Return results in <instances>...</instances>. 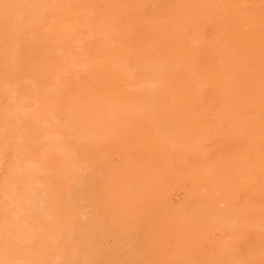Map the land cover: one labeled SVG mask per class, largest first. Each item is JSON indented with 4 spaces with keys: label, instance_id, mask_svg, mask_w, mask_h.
Wrapping results in <instances>:
<instances>
[{
    "label": "bare ground",
    "instance_id": "6f19581e",
    "mask_svg": "<svg viewBox=\"0 0 264 264\" xmlns=\"http://www.w3.org/2000/svg\"><path fill=\"white\" fill-rule=\"evenodd\" d=\"M7 1L11 3L10 8L12 7L13 11L16 8H17V10L18 9L20 10V7L24 5V3H23L24 0H23V2H21V3H23L22 5H20V3H19L20 1L18 2V0H14V2L17 1V3L20 5V7H19V5H16L17 3L14 4L11 0H7ZM25 1H27L26 4H28V2L31 1V3H29V5L30 4L33 5L32 11L35 10V8L39 4V0H25ZM108 1L113 2V3H110L112 5V8L120 9V8H123L125 6L128 9H130V8L136 9V7L137 8L143 7L145 11L144 10H142V11H144V13H147L150 10L152 11L153 8H158L161 5L162 7L165 8V11H166L165 16H167L166 19L163 20V22L165 20L168 21L167 18H171L172 16H175V20L178 19V21L185 23V25H187V28L183 27L182 30H185V31L187 30L186 32H189V35H190V37L188 39H187V36L184 37L186 40L183 38L180 39V37L184 36L183 35L184 32L180 33L178 30L177 31L179 32V34L177 35L178 32L176 33V35H177L176 38H175V36H172L171 34L169 35V32L171 31L170 30L171 27L169 29V32L162 33V35H160V30H157V32L159 33L157 36H159V37L161 36V38L163 36L164 39L163 38L159 39L154 35L159 41L160 40L164 41L165 39H167L168 41H171L174 44L176 43V41H180V44L177 48H175L176 46L172 45L174 47L173 49H175L174 53H173L174 57L172 55H169L168 53H166V54L171 56V59L175 58V57L178 58V60L183 59L182 60L183 63L177 64V63L173 62L167 68H162L163 67L162 64H164V63H162V64H160V63L163 60L162 61L160 60L161 62L158 61L157 65H155L153 63H150V61H151V59H150L149 60L150 64H146V66L144 68H142L140 66L139 61L141 59L148 58L149 56H147V55L151 51V50L150 51L147 50L146 49L147 47L145 48V50L142 49L144 51H141V49H138L143 53L146 51L147 54H143L144 56L133 57L132 58L133 63L131 66H128L129 68L128 67L122 68L123 66L120 67L119 64H118L119 67H118V65H117V67H114L115 65L112 66V64L114 62H117V61L112 60V62H111V59H109V55L107 56V58H108L107 62L104 61V63H100V62H102V60H101L102 54H100V56H99V54H97L98 55L97 56V55H94V52H93L91 54L86 55V53H84V51L81 50V47H82V44L80 43L81 37L78 35V33L80 32L79 31L80 29L77 30V28L79 25L81 26V24L85 20V17H84L85 8L80 7V6L74 7L72 14H71L72 15L71 21L74 22V24L72 23L73 26H71V25H70L71 27L69 26L70 18L68 17L69 21H67L68 18H65L64 20L66 22L61 27H59L60 25L58 26L56 37H54V39H53V37L51 36L52 40H48V42H50V41H52V43L54 42V44H56L60 49H63V47L67 48V51L65 52V50H64L65 54L64 55L61 54V55H63L61 57L62 58L64 57V60L67 59L66 61H68V62L71 61L70 62L71 65H82V64L84 65V67L82 69H79V70L83 72V74L85 76V80H82L83 78H81L80 85H78L79 87L83 88V90H82L84 92L83 95H85L83 98L81 97L80 99L79 98L78 99H79V102L84 101V104L83 105L80 104L79 102H77L78 100L75 98L76 102H77L76 105H78V108H79L78 117L79 116L80 117L78 120L75 121V123L73 124V128L71 129V134L74 137V140L72 139L73 140L72 144H73L74 148L83 155H86L87 153H89L92 150L94 144H96V146L101 148V149L103 147H115V148L121 149L123 152L125 151L127 154L128 160L124 164L122 163L123 165L121 166L120 169L116 168V170H115L112 168L114 170V172L111 171L113 173V177H112L113 180L111 181V183H109L107 185L108 186L107 195L110 196V201H111L110 204L111 205L109 206L107 212H104V213L99 212L98 214L96 213L97 214L96 217H94L93 219H88L87 223L83 222V223H85L86 228H87L85 231L84 239H83V244H84L83 246L86 250H85L84 254L83 253L80 254V249L75 246V245H77L78 239H77V237L75 235V231H74V228L79 224L80 221L78 220V218H79V217H77L78 215L76 216V214L74 213V206L72 204L71 205L72 207H71V206H69L70 204H68L67 201H65L67 203L66 204V203H64L63 199H62L63 201L61 200V198H62L61 193L62 192L60 193L58 191L59 189L57 190L54 187L55 190H54V192H52V187L50 188L46 184V183H49L48 182L49 180L47 179L48 176L52 177V173H56L57 169H55V166H54V168L49 167L50 163L47 162L46 151L44 150L45 148H42V149L40 148V150L37 149V151L36 150L34 151L35 148L34 149H33V147L31 148L28 145V143L26 141H24V139H22L23 136L21 138V135H22V133H25L24 131H26V128L28 126H31V125L37 127L38 121L32 115L25 112V110L28 109L29 106L26 104H23V103L26 102L27 100H25L22 103V100L17 99L15 97L14 93H12V91L9 92V91L4 90L3 93L0 95V264H63L64 262H65V264H99L98 262H99L101 257L106 259L107 263L111 264L110 258H105V257H107V254H105L102 249L101 250L103 252H101L100 249H98L96 246L98 244H96V241H95L93 225H94V227L96 225L98 226V224L99 225L105 224L106 226L107 225L108 226L109 225L114 226L115 225L114 223H116V222H119L122 227L124 225H126V227H128L131 230L130 232L133 235V238L136 240V246H135L136 249L134 250L135 252H133V249H128L127 246L125 247L124 244L119 245V247H121V249L119 248V250H120L119 253L121 252V255L117 258L116 264L130 263L129 261H131V258L134 255H135V259L137 261L136 263H138V264H264V121L255 119L256 117L253 118L251 115V113L253 112V109L248 105H242L243 104L242 103L241 106L238 105L236 108H233V106H234L233 102H234V100L237 101L236 99L239 97V95L237 93L235 94L234 93L235 91L232 90V92L228 98L229 101L227 100V102H226V100H225V102L228 105L227 107L233 108V110L231 111V114L234 116V118L228 119V118H225L223 116L224 118L221 121H218L216 124H210L211 122L210 123L207 122L208 124L207 123L203 124L201 122V120L199 119V117L202 116L204 109L206 110V107L210 105L211 109L213 106V111H214L215 104L217 103V99H214L216 94H214V93L211 94V91L214 90L215 88L214 89L212 88L210 90V94L208 93L207 96H204L205 93L202 94V96H196L195 94L193 95L189 92V89L191 88L190 86L192 85L191 81H193V83H194L195 81L199 80L200 78H202V79L207 78L209 81L212 82L213 79H211V77L213 76V74L215 72H219V70H221L222 68L224 69V71L226 73H228V72L230 73V71L232 70L231 68L233 67V65H230V63H229L230 59L232 56H234V57L237 56V53H235V52H238V50H242L241 46L245 42L244 40H246L245 49H247L248 52H252L253 48H255V47H256L255 49H257L256 45L253 46V48L251 47V45H253L254 42L257 43L258 40L254 41L255 40L254 39L253 40L254 42H251V44H250L249 38H251L252 36H250V37L248 36L249 38L243 37L245 32H243V33L241 32L242 35L240 34V32H238V25H240L242 22L238 24V22H236V20H235L236 24L233 22V27L231 25V27L228 31L226 29H224L225 30L224 36L221 35L222 36L221 39L218 36H217L218 37L217 38L214 35V38L215 37L217 38V39L215 38L216 42H217L216 45H211L208 47H204L203 46L204 44L200 45L199 41H200V38H202L200 36L201 35L204 36L205 30H206V29L204 30L202 27L203 26V19H205L204 21L208 20V27H209V24H211V25L217 26L221 30H223L222 28H224V26L222 24L224 19L217 17V15L213 12V9L215 10L217 8V7L216 8H214V7L217 5H215L213 7L212 11H208L207 8L203 7V8H205L204 10L207 9V12H210V14H211V12H213L212 17L209 16V17H211L210 18L211 23H209L210 22L209 18L206 19L208 17V15L206 18H203V19H202V17L199 16L200 14L198 15V12H196V9L198 11H202V10L200 8L198 9L196 7L198 6V4L201 0H147L146 3H138L140 0H127L126 2L121 1V0H118V1L116 0L117 2H114L115 0H113V1L108 0ZM217 1H219V0H217ZM3 2H5V0ZM3 2H1V3L4 4ZM73 2H74V0H73ZM245 2H246V0H245ZM258 2L259 1H257V3ZM97 3H99V1H97ZM217 3H219V2H217ZM6 4H8V3H6ZM91 4H92V1H91ZM205 4L203 3L204 6H205ZM260 4H258V5H260ZM1 5H0V9H1ZM255 5H257V4H255ZM262 5H263V3H262ZM93 6H94L95 10L97 7H99V6L96 7L95 5H93ZM24 7H27V6H24ZM53 7H54V5H53ZM105 7H106V5H105ZM108 7H110V6H108ZM218 7H221V6H218ZM258 7H260V6H258ZM3 8H5L4 10L6 12V9L8 7L3 6ZM69 8H70V6H69ZM112 8H110V9H112ZM208 8H210V7H208ZM230 8H231V6H230ZM237 8H235V9H237ZM27 9L28 8H26L25 10L27 11ZM1 10H3V9H1ZM67 10H70V9H67ZM103 10H104V8H103ZM107 10H109V9H107ZM139 10H141V9H139ZM231 10H229V11H231ZM21 11L23 12L24 9ZM21 11L18 12L19 15H20ZM26 11H24V12H26ZM111 11H113V10H111ZM151 11H150V13H151ZM223 11H225V10H223ZM8 12H10V10ZM64 12H67V11L64 10ZM64 12H63V14H64ZM155 12H156V10H155ZM202 12H204V11H202ZM218 12H221V11L219 10ZM233 12L234 11L229 12V13H233ZM70 13L71 12H69L68 14L70 15ZM235 13H237V12H235ZM58 14H60V13H58ZM89 14H92V12L90 11ZM157 14H156V16L154 15L155 18L160 16ZM240 14H242V13H240ZM248 14H249V12H248ZM248 14H246V15H248ZM151 15H153V14H150V16ZM23 16H24V14H23ZM150 16H149V18H150ZM234 16H237V14ZM2 17H4V16H1L0 18L2 19ZM97 17L102 18V16H97ZM97 17H94V18H97ZM131 17H134V16L132 15ZM151 17H152L151 21L156 20L155 18H153V16H151ZM250 17H252V16H250ZM50 18H51V16H50ZM50 18H48V19L50 20ZM94 18H93V20H94ZM51 19H53V17ZM106 19L107 18H105V20ZM220 19H222V22L220 21ZM11 20H13V19H11ZM24 20H26V19H23L22 21H24ZM22 21L19 22V26L22 25V24H20ZM99 21H101V20H99ZM247 21H249V18ZM252 21H250V24L252 23ZM254 21H256L255 18H254ZM24 22H26V21H24ZM52 22H53V20H52ZM75 22H76V24H75ZM227 22H229V21H227ZM12 23H13V21L10 24H12ZM61 23L59 22V24H61ZM93 23H95V22L93 21ZM99 23H101V22H99ZM158 23H159V21H158ZM204 23H207V22H204ZM253 23L251 24V27H253ZM2 24H5V23L2 22ZM24 24H26V23H24ZM126 24H127V22H126ZM168 24L171 25L170 21L168 22ZM224 24H226V23H224ZM247 24L249 25L248 22L244 25H247ZM241 25H243V24H241ZM257 25H259V24H257ZM23 26H25V25H23ZM23 26H21V27H23ZM29 26H30V24H29ZM93 26H94V24H93ZM162 26H164V25H162ZM179 26L181 27L180 24H179ZM39 27H37V28H39ZM153 27H155V26H153ZM210 27H212V26H210ZM20 28L18 30H20ZM82 28H84V27H81V29ZM172 28H173V26H172ZM242 28L243 27H241L240 30ZM254 28L256 29L255 26H254ZM4 29H2V32ZM90 29H91V26H90ZM178 29L181 30V28H178ZM214 29H215V27H214ZM249 29H250V27H249ZM15 30H17V29H15ZM86 30H87V28H86ZM91 30L95 31V29H91ZM153 30H155V28ZM165 30L166 29H164V31ZM174 30L176 31V28H174ZM174 30L171 33L172 34L174 33V35H175ZM243 30H245V29H242V31ZM150 31H151V29H150ZM214 31H217V30L215 29ZM262 31L264 33V29ZM10 32H8V33H10ZM15 32H14V35L16 36ZM11 33H13V32H11ZM109 33L112 34L111 36H113V34L116 35V33H111V31ZM0 34H1V31H0ZM21 34H23V31ZM51 34L52 33H50V35ZM118 34H120V33H118ZM135 34L138 35L136 32H135ZM180 34L183 36H180ZM210 34H212V32ZM213 34H216V33H213ZM252 34L256 36V33L254 34V32H253ZM10 35L9 36L7 35V38L10 37ZM14 35H13V37H14ZM26 35H27V33H26ZM102 35L103 34H101V36ZM34 36H33V39H34ZM53 36H55V33ZM83 36H84V34H83ZM111 36H109L110 39H111ZM125 36H126V34H125ZM255 36H253V38ZM17 37H18V35H17ZM42 37H44V35L41 36V38ZM20 38H19V41H20ZM37 38H36V40H37ZM44 38L45 39H43V40L45 41L46 37H44ZM141 38L142 37H140V39ZM150 38L151 39H149V40H151V41L153 39L156 40V38H154L152 36ZM203 38H205V36ZM12 39H14L16 41L15 38H12ZM113 40H115V42L117 41L115 38ZM122 40H120V41H122ZM136 40H137V38L134 40V42ZM138 40H139V37H138ZM145 40L147 41L148 38ZM145 40L143 41L141 39V42L138 41V44L142 43V42H143L142 44L146 43ZM89 41H90V39H89ZM260 41H261V38H260ZM48 42L46 40V42H45L46 45ZM92 42H94V41L92 40ZM153 42H154V40H153ZM171 42H170V44H171ZM52 43H50V44H52ZM122 43H123V41H122ZM122 43L119 42V45H121ZM31 44H29V45H31ZM146 44H148V43H146ZM161 44L163 45V42H161ZM161 44L158 48L162 47ZM176 44H178V43H176ZM240 44H241V46H240ZM106 45L109 46L110 44L108 45V43H106ZM117 45H118V43L116 44V46ZM127 45H128V43H127ZM132 45H136V43L131 44L130 50H132L133 49L132 47H134ZM139 45H141V44H139ZM139 45H138V47H139ZM244 45H245V43H244ZM85 46H87V45H85ZM153 46H155V44ZM26 47H23V48H26ZM124 47L127 48L126 45ZM135 47H134V49H135ZM27 48H29V46ZM156 48H157V46H156ZM163 48H165V47H163ZM163 48H161V49H163ZM171 48L172 47L170 46V49ZM263 48H264V45H263ZM14 49H15V47H14ZM54 49H55V46H54ZM56 49L58 50V48H56ZM117 49L123 50L122 46L120 48L117 47ZM117 49H115V50L117 52H119V50H117ZM161 49H160V51H157V52L162 53ZM167 49H169L168 46H167ZM6 50H8V49H6ZM33 50H34V48H33ZM57 50H55L54 52H56ZM99 50H101V48ZM138 50H135V52H137ZM147 51H149V52H147ZM154 51H156V50H154ZM165 51H167V50H165ZM97 52H95V53H97ZM151 52H150V54L152 55ZM170 52H171V50H170ZM172 52H173V50H172ZM242 52L244 53V50L239 51V53H242ZM254 52L256 53V50ZM105 53H107V52L104 51V54ZM109 53H110V50H109ZM243 53H242V55L245 56ZM257 53H259V52H257ZM5 54H6V52H5ZM23 54L24 53H22V55ZM104 54H103V59H105L104 57H106V56H104ZM131 54L126 55V57L130 56V58L129 57L128 58L131 59ZM157 54H155V55H157ZM119 55H120V53H119ZM119 55H118V57H119V61H120L124 57V56H122V51H121V55L120 56ZM145 55L147 57H145ZM163 55H165V54H163ZM247 55H248L247 58L248 57L250 58V56L253 54H251V55L247 54ZM259 55H260V53H259ZM259 55L257 54V58ZM112 56H117V55L114 54ZM112 56H110V57H112ZM243 56H242V58H243ZM260 56H262V55H260ZM50 57L52 59L53 55ZM156 58H158V57H156ZM159 58H160V56H159ZM35 59H36V57H35ZM115 59L116 58H114V60ZM160 59H162V58H160ZM168 59L169 58H167V62L169 61ZM238 59H239V56H238ZM259 59L262 60L261 58H259ZM40 60H41V58H40ZM55 60H57V59H55ZM244 60L246 62V60H247L246 56H245ZM250 60H251V58H250ZM252 60H254V59L252 58ZM41 61L43 62V60H41ZM15 62L17 65L18 64L17 61H14V63ZM51 62L53 63V60ZM51 62H49L48 66L51 64ZM171 62H172V60H171ZM38 63H39V61H38ZM239 63H242V62H239ZM56 64H57L56 66L58 68L59 63L56 62ZM235 64H237V63H235ZM1 65L2 64H0V66ZM25 65H26V62H25ZM53 65H55V63H53ZM64 65H65V63H64ZM158 65H162V67H160ZM181 65H183V66H181ZM4 66H5V64L2 67H4ZM180 66L183 67L182 70H181ZM244 66H242V67H244ZM43 67H44V65H43ZM4 68H6V67H4ZM63 68H65V66H63ZM38 69H41V68L39 67ZM51 69H53L52 66H51ZM60 69H62V68H60ZM248 69H247V71H248ZM49 70H48L47 75H49V73H50ZM0 71H3V69ZM28 71L30 73V70H28ZM36 71H37V69H36ZM36 71H35V73H36ZM53 71H54V69H53ZM239 71H241V70H239ZM257 71H259V70H257ZM11 73H14V71H12ZM15 73L12 75V77L17 75ZM40 73H42V72L40 71ZM221 73H223V71ZM250 73H249V75L252 78L253 75H251L252 73L251 74ZM19 74H21V72ZM187 74L192 75L190 80H187L185 78V76ZM21 75L18 77H21ZM38 75H40V74L38 73ZM53 75L50 76V79L46 77L47 79H49L48 82L51 80ZM10 76H11V74H10ZM29 76L33 77V75H29ZM59 76H61V75H59ZM161 76L165 77V80L162 81L164 83L158 82V78ZM218 76H220V75L218 74L217 77ZM18 77H17V79L14 78V80H18L19 79ZM40 77H41V79H43L41 75H40ZM43 77H45V75H43ZM68 77L70 79V75H68ZM238 77H236V78H238ZM247 77H249V76L247 75ZM4 78H5L4 72H0V85H2L1 81H3ZM62 78L64 80L66 78V76L65 77L62 76ZM180 78H183L184 83L180 84V86L178 85L177 87H181V85H182L186 89L187 92H183V93L180 92L179 93L175 87V90L177 91V93H179V94L182 93V95H183V96L181 95V97H179L181 100L179 102L181 105H183L182 106L183 110L177 117L176 116V112H177L176 109L178 107H176V105H174V109H175L174 113H169V112L166 113L167 108L164 110L163 107L161 106L162 104H160L159 101L163 97H167L166 96L167 94L164 96V93H163L164 90L166 89V87L168 86V88H169L171 85H172V87L175 86V84H177L179 82ZM226 78L222 76L221 79L227 83V84L225 83L226 85H229L230 87H232V89H234V85L236 82L232 83V81H227ZM37 79L35 80L33 78V80H35V81H37ZM185 79H186V81H185ZM229 79H230V77H229ZM19 80H21V79H19ZM29 80H30V78H29ZM73 80H75V79L73 78ZM73 80L71 78V81L74 83ZM177 80H178V82L176 83ZM45 81H43V82L45 83ZM11 82H9V83H11ZM21 82L22 81H20V83ZM48 82H46V85H48L47 84ZM77 82H79V81H77ZM38 83L41 84L40 82H38ZM217 83H219V82H216L214 84H217ZM244 83H246V82L244 81ZM251 83H250V85L249 84L248 85L251 86ZM54 84H56V83H54ZM66 84H67V80H66ZM199 84H201V81ZM204 84H205V82H204ZM33 85H35V84H33ZM46 85H44V87ZM49 85H50V83H49ZM220 85H221V83H220ZM7 86H9V85H7ZM14 86H16V84H14ZM55 86H58V85H55ZM210 86L211 85H209V87ZM249 86H246V87H248L247 91L250 90ZM24 87L26 90L27 86L24 85ZM59 87H60V85H59ZM10 88H11V85H10ZM73 88H75V87H73ZM206 88H208V87H206ZM218 88H216V89H218ZM14 89L15 88H13V90ZM37 89L39 90V88H37ZM237 89H239V87H237ZM242 89H244V88H242ZM63 90H60V91L64 95ZM206 91L207 90H205V92ZM78 92H79V90H78ZM27 93H28V90H27ZM31 93H30V95H31ZM43 93H44V91H43ZM167 93L169 94L170 92H167ZM226 93L228 94V92H226ZM253 93L256 94V92H254V91H253ZM253 93H252V95H253ZM44 94H46V92ZM49 94L52 95V93H49ZM69 94H68V96H70ZM174 94H173L174 97L172 99L170 98V100H169L172 102V104H176L175 99L178 96V95H176V93H174ZM243 94L244 93H241V95H243ZM79 95H81V94H79ZM26 96H27V94H26ZM35 98H34V100H35ZM51 98L54 99L53 96H51ZM58 98H60V97H58ZM58 98H57V100H58ZM69 98L73 99V97H69ZM29 99H31V101H32V98H30V96L28 97V100ZM75 99L73 100L74 102H75ZM250 99H254V97L250 98ZM63 100H64V98H63ZM68 100L70 101V99H68ZM37 101H39V99ZM56 101H52V102H55V104H56ZM162 101H164V100H162ZM35 103H36V101H35ZM60 103H62V102H60ZM250 103H251V101H250ZM52 104L54 105V103H52ZM62 104H64V102ZM33 105L34 104H32V106ZM36 105H37V103H36ZM69 105H71V104H69ZM253 105H254V103H253ZM253 105H252V107L255 106V105L254 106ZM61 107H62V105H61ZM64 108H66V103H65ZM64 108H62V110ZM50 109H51V105H50ZM74 109H76V108H74ZM29 111H31V110H29ZM32 111L35 112L36 108ZM40 111L41 110H39V112ZM167 111H169V110H167ZM216 111H217V109H216ZM60 112L62 113V111H60ZM77 112H78V110H77ZM73 114L75 115V113H73ZM220 114H221V112L219 113V115ZM40 115H42V114L40 113ZM47 115L45 117H48ZM55 115H58V114H55ZM55 115L53 117H55ZM62 115H63V113H62ZM67 115H70V112ZM224 115H225V113H224ZM64 116H65V114H64ZM65 117H67V116H65ZM43 118H41V119L43 120ZM41 119L39 118V121ZM44 119H47V118H44ZM71 119H72V117H71ZM51 120L53 121V118ZM56 120L57 119H55V121ZM68 120H70V119H68ZM55 121H54V123H55ZM66 121H63V122H66ZM46 123H49V122H46ZM50 123H53V122H50ZM67 123L68 122H66V124ZM44 127L45 126H43V128ZM53 127H51V128L55 129L54 125H53ZM39 129H40V127H39ZM45 129H44V131H46ZM58 129H61V128L58 126ZM68 129L69 128H67V130ZM63 130H65V129H63ZM31 131H33V130H31ZM58 131L59 132H57V131L48 132L46 135L52 139L62 138L61 137L62 134L60 133V131H62V130H58ZM234 131L237 132L235 134V137L233 134ZM35 132H37V131H35ZM225 132H226L225 135H227V136L229 134L231 135V133H232L233 135H231V137H233L234 141L238 145V147L236 149V155H237V159H238L237 160L238 163L236 164V168H239L237 178H233L232 177L233 175L231 176V174H228V172L224 171L225 169H224L223 164L218 160V157L216 158V156L214 154L215 148L213 146L216 145L223 138ZM68 133H70V132H68ZM68 133H66V134H68ZM64 135H65V133H64ZM27 137H28V135H27ZM24 138H26V137H24ZM43 139H45V138H43ZM43 139H41V140H43ZM46 139L50 140V139H48V137ZM62 140H63V138H62ZM43 141H40V142H43ZM50 141H48L49 144H47L49 146L51 145ZM54 141H56V140H54ZM52 143H54V142H52ZM165 143H169L170 145H173V147H172L173 149L170 153H168L166 150H164L163 146L165 145ZM57 144H59V142ZM31 145H33V144H31ZM63 145H64V143H63ZM41 146L45 147V145H42V144H41ZM53 147H55V146H53ZM53 147L51 146L50 149ZM60 147H61V145H60ZM53 149H55L56 158L60 160L58 167L60 166L59 167V171H60L59 174L61 176L60 177L57 176V177H59V178H57V181H58V179H59L60 183L62 181H66L67 184L64 182L63 183L67 187L66 190L69 191L67 194L72 193L74 190V187H75L74 186L75 183L78 182V180H79L78 179L79 177L76 178L74 176V173L77 172L76 171L77 168L76 167L74 168V165H72L74 159L72 158L73 156H71V155H73V154H70L68 152L65 153L64 151L62 152L61 148H60L61 150L60 149L56 150V147ZM66 150H68V149H66ZM72 151H74V150H72ZM97 153H98V151H97ZM151 153H153L155 156L152 167H150V165H149L150 163L147 164V158H146L147 157L146 154H151ZM151 156L153 157V155H151ZM113 157H115V156H113ZM152 157L150 159H152ZM53 158H55V157L53 156ZM94 158H93V160H94ZM96 158H97V156H96ZM50 159H52V158H50ZM148 160H149V158H148ZM53 161H55V160H53ZM110 161L112 162V160H110ZM80 164H81V162H80ZM53 165H55V164H53ZM56 166H57V164H56ZM52 169L53 170L55 169V171L52 172ZM78 170H79V168H78ZM90 170H91V166H90ZM146 170L148 171V173L146 172ZM81 171H82V169H81ZM57 172H58V170H57ZM88 172H89V170H88ZM85 174H88V173L85 172ZM108 174H109V172H108ZM244 175L246 176L245 178L243 177ZM60 178L62 179V181ZM102 178H101V180H102ZM241 178L244 179V182H239V179H241ZM108 180H107V183H108ZM101 182H103V181H101ZM188 183H189V186L187 185ZM56 184L57 183H54L55 186H56ZM62 185H61V187H62ZM87 188H90V187H87ZM61 190H62V188H61ZM177 190L183 191V193H182L183 194L182 196L184 197L183 204L179 203V205H178V203H177L175 205L173 203L172 193L174 191H177ZM200 190H203L205 192L203 194H201ZM72 197H73V195H72ZM70 198H71V196H70ZM74 200H77V199H74ZM74 200H72V201H74ZM74 203H75V201H74ZM185 209L186 210L193 209L195 211L194 217L189 218V219L185 218L184 217L185 212H183ZM190 211H192V210H190ZM81 214H82V212H81ZM81 221H83V220H81ZM115 228H116V226H115ZM125 229H127V228H125ZM106 232H108V231H106ZM122 233H123V231H122ZM106 235H108V234H106ZM111 237H112V235H111ZM53 239L54 240L56 239L55 244L53 246H50ZM122 241H120V242H122ZM50 252L54 253V255H55L54 258H51L52 257L51 255H53V254H51ZM105 252H106V250H105ZM60 256L62 258H61V262L59 263L58 260H59ZM103 264H105V263H103Z\"/></svg>",
    "mask_w": 264,
    "mask_h": 264
},
{
    "label": "rangeland",
    "instance_id": "374dc122",
    "mask_svg": "<svg viewBox=\"0 0 264 264\" xmlns=\"http://www.w3.org/2000/svg\"><path fill=\"white\" fill-rule=\"evenodd\" d=\"M4 0H0V5L2 4L1 2H3ZM14 4H16L17 3V1H15L14 2V0H11ZM20 1V2H19ZM52 1V2H51ZM81 1V2H80ZM84 1V2H83ZM91 1H92V4H91ZM74 0V2H73V0H39V4H38V6L35 8V10H33L32 11V7H33V5L32 4H30L29 5V3H31V1L30 2H28V4H26L27 3V1H25L24 0V2H23V0L21 1V0H18V2L20 3V5H22L23 3H24V5L23 6H21L20 7V5L17 3L16 5H19V7H20V10L18 9L17 10V8L13 11L12 9V7L10 8V6H11V3L10 2H8L7 0H5V2H3L4 4H2L4 7L6 6V7H8L7 9H6V12H5V8H3V6L1 5V9H3V10H1L0 9V17L1 16H4V17H2V19L0 18V31H1V34H0V64H2L1 66H0V70H2L3 69V71H0V72H4V75H5V78H4V80L3 81H1L2 82V85H0V95L3 93V91L4 90H6V91H9V92H11L12 91V93H14V95H15V97L17 98V99H21L22 100V103L25 101V100H27L26 102H24L23 104H26V105H28L29 106V108L28 109H26L25 110V112L26 113H29L30 115H32L34 118H36L37 119V121H38V126L40 127V129H39V127L37 126H28L27 128H26V131H24L25 133H22V135H21V138H22V136H23V138L22 139H24V141H26L27 143H28V145L32 148L33 147V149H34V151L36 150L37 151V149L38 150H40V148L42 149V148H45L44 150L46 151V157H47V162L48 163H50L49 164V167H51V168H54V166H55V169H57L58 170V172H57V170H56V173H52V177L50 176H48V182L49 183H46L50 188L52 187V192H54V190L55 189H59L58 191L61 193V195H62V198H61V200L63 199L64 200V203H66L65 201H67V203L68 204H70L69 206H71L72 204H73V206H74V213L76 214V216L77 217H79L78 218V220L80 221L79 222V224L74 228V231H75V235H76V237H77V245H75L76 247H78L79 249H80V254H84L85 253V248H84V244H83V239H84V235H85V231H86V225H85V223H83V222H88V219H93L94 217H96V215L99 213V212H107V210H108V208H109V206L111 205L110 204V196H108L107 195V190H108V184L109 183H111V181L113 180L112 179V177H113V173L111 172V171H113L114 172V170L113 169H115L116 170V168H118V169H120L121 168V166L128 160V157H127V154H126V152L124 151H122L121 149H118V148H115V147H103L102 149L101 148H99V147H97L96 146V144H94L93 145V148H92V150L89 152V153H87L86 155H83V154H81L79 151H77L75 148H74V146H73V140H74V137H73V135L71 134V129L73 128V124L75 123V121L76 120H78L79 119V117H78V114H79V108H78V105H76L77 104V102H79V99L82 97H84L85 95H83L84 94V92L82 91L83 90V88L82 87H79L78 85H80V81H81V78H83L82 80H85V76H84V74H83V72L82 71H80L79 69H82L83 67H84V65L82 64V65H71L70 64V62H68V61H66L67 59H65L64 60V57L62 58L61 56H63L64 54H65V52L67 51V48L66 47H63V49H60L56 44H54V42L52 43V41H50V42H48V40H52L51 38L53 37V39H54V37H56V33H57V29H58V26L59 27H61L66 21L64 20L65 18H70V21H69V18H68V20L67 21H69L70 22V24H69V26L71 25V26H73V24H74V22L73 21H71L72 19H71V17H72V11H73V9H74V7H76V6H80V7H84L85 8V14H84V17H85V20H84V22L81 24V26L79 25L78 26V28H77V30H79L78 32V35L81 37V40H80V43L82 44V47H81V50L82 51H84V53H86V55H88V54H91V53H93L94 52V55H97V54H99V56H100V54H102L101 55V57H102V62H100V63H104V61L105 62H107V60H108V58H107V56L109 55V59H111V62H112V60L113 61H117V62H114L113 64H112V66L113 65H115L114 67H117V65L119 64L120 65V67H122V68H127L128 66H131L132 65V58L133 57H136V56H144L143 54H147L146 53V51L143 53V52H141V51H144L145 50V48L147 49V50H151L150 52L152 53V55L150 54V52L149 51H147V52H149L148 53V55L147 56H149L148 58H146V59H141L139 62H140V66L142 67V68H144L145 66H146V64H150V63H153V64H155V65H157V62L159 61V62H161L162 60V62L160 63V64H162V63H164V64H162L163 65V67H162V65H158V66H160V67H162V68H167L168 66H170V64H172L173 62L174 63H177V64H182L183 63V59H180V60H178V58H172L171 59V56H169V55H172L173 56V53H174V50L175 49H173L174 47L173 46H176L175 48H177L178 46H179V44H180V41H176V43H178V44H174V43H172L171 41H168L167 39H165L164 41L162 40H158L157 38H159V39H164V37L162 36V38H161V36L159 37V36H157L159 33L157 32V30H160V35H162V33H167V32H169V29H170V27H171V31L169 32V35L171 34L172 36H175V38H176V36L179 34V32L180 33H183V35H181L180 34V36H183V37H180V39L181 38H183V39H185L184 37L185 36H187V39L190 37V35H189V32H186L185 30H182L183 29V27L185 28H187V25H185V23H183V22H181V21H178V19L177 20H175V16H170L171 18H167L168 19V21L167 20H165L164 22H163V20L164 19H166V17L167 16H165V8L164 7H162L161 5L158 7V8H153V10L151 11V13H150V11L149 12H147V13H144V8L142 7H140V8H137L136 7V9H134V8H130V9H128V8H126L125 6L123 7V8H120V9H118V8H112V5L110 4V3H113V2H111V1H108V0ZM96 1V2H95ZM97 1H99V3H97ZM103 1V2H102ZM113 1V0H112ZM118 1V0H117ZM116 0L114 1V2H117ZM121 1H124V2H126L127 0H121ZM144 1V2H143ZM217 0H201L200 2H199V4H198V6L196 7V8H200L202 11H204V12H202V11H198L197 9H196V12H198V15L200 16V17H202V19L203 18H206L207 17V15H208V17L206 18V19H208L209 18V20H210V22L209 23H211V17H212V13L214 12L216 15H217V17H219V18H222V19H224L223 20V22H222V19H220V21L222 22V24H223V26H224V28H222L223 30H221L220 28H218L217 26H214V25H211V24H209V27H208V20H206V21H204L205 19H203V29L205 30V38H203L204 36H200V37H202V38H200V41H199V43H200V45H202V44H204L203 46L204 47H208V46H211V45H216L217 44V42H216V39L219 37L220 39H221V37L222 36H224V29H226L227 31L230 29V27H231V25H232V27H233V22L235 23V20H236V22H238V24L239 23H241V24H243V25H238V32H240V34L242 35V33L243 32H245L244 33V35H243V37H250V36H252L251 38H249V40H250V44H251V42H254V41H256V40H258V42L256 43V42H254V44L253 45H251V47L253 48V46H257V49H255V48H253V51L252 52H248V50L247 49H245V47H246V40H244L245 42V45H244V43L242 44V46H241V44H240V46H241V49L242 50H244V55L246 56V62H245V56H243L242 55V53H239V51H242V50H238V52H235V53H237V56H232L231 57V59H230V65H233V67L231 68L232 70L230 71V73L228 72V73H226L225 71H224V69L222 70L223 71V73H221L222 71L221 70H219V72H215L214 74H213V76L211 77V79H213V81L211 82V81H209L207 78H200L199 80H197V81H195L194 83H193V81H191L192 82V85L190 86L191 88L189 89V92L191 93V94H195L196 96H202V94H204V96H207V94L209 93L210 94V90L213 88H215L214 90H212L211 91V94L212 93H214V94H216L215 95V97H214V99H217V103L215 104V107H214V111H213V106H212V109H211V107H210V105L209 106H207L206 107V110L204 109V112L202 113V116H200L199 117V119L201 120V122L203 123V124H206L207 122L208 123H210V124H216L218 121H221L224 117L225 118H228V119H232V118H234V116L231 114V111L233 110V108H236L238 105H240L241 106V104L242 105H248V106H250L252 109H253V112L251 113V115H252V117L253 118H255V119H258V120H262V121H264V48H263V45H264V33H263V29H264V0H246V2H245V0H219V1H217V2H219V3H217L216 2ZM254 1V2H253ZM257 1H259L258 3H257ZM262 1V2H261ZM21 2H23V3H21ZM60 2V3H59ZM88 2V3H87ZM137 2V1H136ZM147 2V0H140L138 3H146ZM202 2V3H201ZM226 2V3H225ZM242 2V3H241ZM256 2V3H255ZM6 3H8V4H6ZM57 3V4H56ZM203 3L205 4V6L203 5ZM212 3V4H211ZM214 3V4H213ZM244 3V4H243ZM261 3V4H260ZM262 3H263V5H262ZM51 4V5H50ZM229 4V5H228ZM248 4V5H247ZM252 4V5H251ZM254 4V5H253ZM255 4H257V5H255ZM258 4H260V5H258ZM50 5V6H49ZM53 5H54V7H53ZM93 5H95L96 7L97 6H99V7H97L96 8V10H95V8H94V6ZM105 5H106V7H105ZM213 5V6H212ZM215 5H217V6H215ZM228 5V6H227ZM240 5V6H239ZM24 6H27V7H24ZM29 6V7H28ZM57 6V7H56ZM65 6V7H64ZM69 6H70V8H69ZM104 6V7H103ZM108 6H110V7H108ZM212 6V7H211ZM215 6V7H214ZM218 6H221V7H218ZM227 6V7H226ZM230 6H231V8H230ZM253 6V7H252ZM258 6H260V7H258ZM42 7V8H41ZM49 7V8H48ZM59 7V8H58ZM68 7V8H67ZM114 7V6H113ZM202 7V8H201ZM203 7H205V8H207L208 9V11H212V9H213V7L214 8H216L215 10L213 9V12H211V14H210V12H207V9L206 10H204L205 8H203ZM208 7H210V8H208ZM238 7V8H237ZM26 8H28L27 9V11L25 10ZM93 8V9H92ZM103 8H104V10H103ZM110 8H112V9H110ZM219 8V9H218ZM222 8V9H221ZM227 8V9H226ZM230 8V9H229ZM235 8H237V9H235ZM24 9V11H26V12H22L21 10H23ZM42 9V10H41ZM59 9V10H58ZM62 9V10H61ZM67 9H70V10H67ZM88 9V10H87ZM92 9V10H91ZM102 9V10H101ZM107 9H109V10H107ZM139 9H141V10H139ZM232 9V10H231ZM243 11H242V10ZM10 10V12H8V11ZM41 10V11H40ZM44 10V11H43ZM64 10L65 11H67V12H64ZM92 12V14H89V12L90 11ZM111 10H113V11H111ZM142 10H144V11H142ZM155 10H156V12H155ZM164 10V11H163ZM221 11V12H218V11ZM223 10H225V11H223ZM229 10H231V11H229ZM246 10V11H245ZM19 11H21V13H20V15H19ZM97 11V12H96ZM106 11V12H105ZM161 13H160V12ZM223 11V12H222ZM232 11H234L233 13H229V12H232ZM241 11V12H240ZM245 11V12H244ZM253 11V12H252ZM13 12V13H12ZM16 12V13H15ZM40 12V13H39ZM63 12H64V14H63ZM69 12H71L70 13V15L68 14ZM94 12V13H93ZM108 12V13H107ZM134 12V13H133ZM235 12H237V13H235ZM239 12V13H238ZM248 12H249V14H248ZM15 13V14H14ZM58 13H60V14H58ZM158 13V14H157ZM207 13V14H206ZM223 13V14H222ZM226 13V14H225ZM240 13H242V14H240ZM248 14V15H246V14ZM7 14V15H6ZM13 14V15H12ZM23 14H24V16H23ZM49 14V15H48ZM99 14V15H98ZM116 14V15H115ZM136 14V15H135ZM144 14V15H143ZM150 14H153V15H151V16H153V18H155V16H156V14L157 15H160L159 17H156L155 19V21L153 20V21H151V19H152V17L150 16ZM210 14V15H209ZM222 16H220V15ZM237 14V16H234V15H236ZM6 15V16H5ZM18 15V16H17ZM60 15V16H59ZM68 15V16H67ZM90 15V16H89ZM118 15V16H117ZM134 16V17H131V16ZM155 15V16H154ZM224 15V16H223ZM226 15V16H225ZM12 16V17H11ZM20 16V17H19ZM50 16H51V18L53 17V19H51L50 18ZM58 16V17H57ZM88 16V17H87ZM97 16H102V18L101 17H97ZM112 16V17H111ZM149 16H150V18H149ZM162 16V17H161ZM164 16V17H163ZM209 16H211V17H209ZM248 16V17H247ZM250 16H252V17H250ZM7 19H6V18ZM16 17V18H15ZM19 17V18H18ZM23 17V18H22ZM50 18V20L48 19V18ZM90 17V18H89ZM94 17H97V18H94ZM110 17V18H109ZM130 17V18H129ZM145 17V18H144ZM161 17V18H160ZM174 17V18H173ZM36 18V19H35ZM57 18V19H56ZM93 18H94V20H93ZM100 18V19H99ZM105 18H107L106 20H105ZM173 18V19H172ZM243 18V19H242ZM248 18H249V21H247L248 20ZM252 18V19H251ZM254 18H255V20L256 21H254ZM4 19V20H3ZM11 19H13V20H11ZM23 19H26V20H24V21H26V22H24V21H22ZM61 19V20H60ZM98 19V20H97ZM142 19V20H141ZM162 19V20H161ZM242 19V20H241ZM247 19V20H246ZM3 20V21H2ZM7 20V21H6ZM52 20H53V22H52ZM89 20V21H88ZM98 22H97V21ZM99 20H101V21H99ZM131 20V21H130ZM229 21V22H227V21ZM238 20V21H237ZM253 20V21H252ZM11 23L12 21H13V23L12 24H10L9 22ZM20 21H22L20 24H22V25H20L19 26V22ZM63 21V22H62ZM93 21L95 22V23H93ZM115 21V22H114ZM130 21V22H129ZM158 21H159V23H158ZM167 21V22H166ZM170 21V23H171V25L170 24H168V22ZM225 21V22H224ZM250 21H252V23H253V27H251V24H250ZM2 22L3 23H5V24H2ZM56 22V23H55ZM59 22L61 23V24H59ZM99 22H101V23H99ZM109 22V23H108ZM113 22V23H112ZM126 22H127V24H126ZM129 22V23H128ZM204 22H207V23H204ZM245 22V23H244ZM249 23V25L247 24V25H244V24H246V23ZM256 22V23H255ZM9 23V24H8ZM24 23H26V24H24ZM73 23V24H72ZM94 24V26H93V24ZM105 23V24H104ZM167 23V24H166ZM178 23V24H177ZM224 23H226V24H224ZM228 23V24H227ZM29 24H30V26H29ZM75 24H76V22H75ZM154 24V25H153ZM179 24L181 25V27L179 26ZM236 24V23H235ZM257 24H259V25H257ZM262 24V25H261ZM4 25V26H3ZM12 25V26H11ZM23 25H25V26H23ZM52 25V26H51ZM113 25V26H112ZM117 25V26H116ZM124 25V26H123ZM160 25V26H159ZM162 25H164V26H162ZM169 27H167V26ZM3 26V27H2ZM11 26V27H10ZM19 26V27H18ZM21 26H23V27H21ZM30 28H29V27ZM40 26V27H39ZM70 26V27H71ZM90 26H91V29H95V31L94 30H91L90 29ZM108 28H107V27ZM122 26V27H121ZM153 26H155V27H153ZM172 26H173V28H172ZM210 26H212V27H210ZM247 26V27H246ZM254 26L256 27V29L254 28ZM21 27V28H20ZM28 27V28H27ZM37 27H39V28H37ZM81 27H84V28H82L81 29ZM165 27V28H164ZM214 27H215V29L217 30V31H214L215 29H214ZM241 27H243L242 29H247L246 31L245 30H243L242 31V29L240 30V28ZM249 27H250V29H249ZM261 27V28H260ZM5 28V29H4ZM20 28V30H18ZM25 28V29H24ZM51 30H50V29ZM86 28H87V30H86ZM103 28V29H102ZM106 28V29H105ZM130 28V29H129ZM146 30H145V29ZM155 28V30H153ZM174 28H176V31L174 30ZM178 28H181V30L180 29H178ZM258 28V29H257ZM260 28V29H259ZM2 29H4L3 30V32H2ZM15 29H17V30H15ZM39 29V30H38ZM84 29V30H83ZM108 29V30H107ZM149 29V30H148ZM150 29H151V31H150ZM164 29H166L165 31H164ZM8 30V31H7ZM30 30V31H29ZM37 30V31H36ZM98 30V31H97ZM122 30V31H121ZM144 30V31H143ZM164 32H163V31ZM173 30H174V32H175V35H174V33L172 34L171 32H173ZM179 32H178V31ZM257 30V31H256ZM13 32V33H11V32ZM16 31V32H15ZM19 31V32H18ZM22 31H23V34H21L22 33ZM53 31V32H52ZM86 31V32H85ZM93 31V32H92ZM111 31V33H116V35L115 34H113V36H111L112 34H110L109 32ZM147 31V32H146ZM149 31V32H148ZM157 33H156V32ZM262 31V32H261ZM8 32H10V33H8ZM14 32H15V34H16V36L14 35ZM18 32V33H17ZM90 32V33H89ZM135 32L138 34V35H136L135 34ZM156 34H155V33ZM178 32V33H177ZM212 32V34H210ZM242 32V33H241ZM254 32V34L256 33V36L255 35H253L252 33ZM7 33V34H6ZM26 33H27V35H26ZM50 33H52L51 35H50ZM54 33H55V36H53L54 35ZM98 33V34H97ZM107 35H106V34ZM118 33H120V34H118ZM131 33V34H130ZM176 33H177V35H176ZM208 33V34H207ZM213 33H216V34H213ZM11 34V35H10ZM83 34H84V36H83ZM101 34H103L102 36H101ZM119 36H118V35ZM125 34H126V36H125ZM187 34V35H186ZM220 34V35H219ZM249 34V35H248ZM252 34V35H251ZM2 35V36H1ZM6 35V36H5ZM7 35L9 36L10 35V37H8L7 38ZM13 35H14V37H13ZM17 35H18V37H17ZM20 35V36H19ZM35 35V36H34ZM44 35V37H46V40H47V45H46V40L44 41L43 39H45L44 37H42L41 38V36H43ZM106 35V36H105ZM157 37H155V36ZM211 35V36H210ZM214 35L217 37H215L214 38ZM222 35V36H221ZM6 38H5V37ZM12 36V37H11ZM33 36H34V39H33ZM52 36V37H51ZM109 36H111V39H110V37ZM137 36V37H136ZM154 37V38H156V40L155 39H153L154 40V42H153V40L151 41V40H149V39H151L150 37ZM209 36V37H208ZM253 36H255L254 38H253ZM4 39H3V38ZM21 37V38H20ZM38 37V38H37ZM49 37V38H48ZM101 37V38H100ZM124 37V38H123ZM130 37V38H129ZM138 37H139V40H138ZM140 37H142L141 39L144 41L145 39H147L148 38V40L146 41L145 40V42L146 43H148V44H146V43H144V44H142V43H139V44H141V45H139L138 44V41H140L141 42V39H140ZM170 37V36H169ZM179 37V36H178ZM2 38V39H1ZM12 38H15L16 39V41L14 40V39H12ZM19 38H20V41H19ZM27 38V39H26ZM36 38H37V40H36ZM100 38V39H99ZM116 39L117 41V43H118V45L116 46V42H115V40H113V39ZM123 40H122V39ZM137 38V40L134 42V40ZM213 38V39H212ZM253 38V39H252ZM260 38H261V41H260ZM89 39H90V41H89ZM103 39V40H102ZM131 39V40H130ZM179 39V40H180ZM223 39V38H222ZM255 39V40H254ZM3 40V41H2ZM13 40V41H12ZM36 40V41H35ZM39 40V41H38ZM42 40V41H41ZM92 40L94 41V42H92ZM120 40H122L123 41V43H122V41H120ZM130 40V41H129ZM186 40V39H185ZM254 40V41H253ZM2 41V42H1ZM7 41V42H6ZM44 41V42H43ZM96 41V42H95ZM121 42L122 44L121 45H119V42ZM211 41V42H210ZM10 42V43H9ZM19 42V43H18ZM21 42V43H20ZM33 44H31V43ZM36 42V43H35ZM40 42V43H39ZM102 45H100L99 43ZM132 42V43H131ZM158 42V43H157ZM161 42H163V45L161 44ZM170 42H171V44H170ZM43 43V44H42ZM45 43V44H44ZM50 43H52V44H50ZM85 43V44H84ZM96 43V44H95ZM103 43V44H102ZM106 43H108V45L109 46H107L106 45ZM114 43V44H113ZM127 43H128V45H127ZM134 43H136V45H132V46H136L135 47V49H134V47H132L131 49L134 51H132V50H130V46H131V44H134ZM153 43V44H152ZM256 43V44H255ZM8 44V45H7ZM24 46H23V45ZM29 44H31V45H29ZM39 44V45H38ZM84 44V45H83ZM89 44V45H88ZM91 44V45H90ZM99 44V45H98ZM155 44V46H153ZM160 44H161V48H163V47H165V48H163V49H161V48H158L159 46H160ZM165 44V45H164ZM210 44V45H209ZM14 45V46H13ZM18 45V46H17ZM52 45V46H51ZM85 45H87V46H85ZM104 45V46H103ZM126 45V47L127 48H125L124 46ZM138 45H139V47H138ZM151 47H150V46ZM173 45V46H172ZM29 46V48H27V47ZM54 46H55V49H54ZM57 46V47H56ZM85 46V47H84ZM100 46V47H99ZM116 46V47H115ZM122 46V48H123V50L122 49H117V47L118 48H120ZM156 46H157V48H156ZM167 46L169 47V49H167ZM170 46L172 47L171 49H170ZM202 46V47H203ZM4 47V48H3ZM14 47H15V49H14ZM23 47H26V48H23ZM37 49H36V48ZM107 47V48H106ZM32 48V49H31ZM33 48H34V50L37 52H35L34 50H33ZM56 48H58V50L56 49ZM83 48V49H82ZM101 48V50H99ZM137 48V49H136ZM244 48V49H243ZM259 48V49H258ZM3 49V50H2ZM6 49H8V50H6ZM13 49V50H12ZM24 49V50H23ZM39 49V50H38ZM103 49V50H102ZM115 49H117V50H119V52H117ZM138 49H141V51L140 50H138ZM142 49H144V50H142ZM160 49H161V52L162 53H158L157 51H160ZM167 50V51H165V50ZM256 50V53L254 52L255 50ZM261 49V50H260ZM2 50V51H1ZM55 50H57L56 52H54ZM61 50V51H60ZM63 50V51H62ZM64 50H65V52H64ZM99 50V51H98ZM109 50H110V53H109ZM135 50H138L137 52H135ZM154 50H156V51H154ZM170 50H171V52H170ZM172 50H173V52H172ZM263 50V51H262ZM11 51V52H10ZM99 53H98V52ZM101 51V52H100ZM103 51V52H102ZM104 51L105 52H107V53H105L104 54ZM121 51H122V56H124L123 58H122V60H120L119 61V57H118V55H119V53H120V55H121ZM129 53H127V52ZM132 51V52H131ZM141 53H140V52ZM154 51V52H153ZM165 51V52H164ZM246 51V52H245ZM3 52V53H2ZM5 52H6V54H5ZM29 52V53H28ZM34 54H33V53ZM95 52H97V53H95ZM139 52V53H138ZM257 52H259L260 53V55H262V56H260L259 55V53H257ZM262 52V53H261ZM22 53H24L23 55H22ZM28 53V54H27ZM36 53V54H35ZM54 53V54H53ZM133 55H132V54ZM158 53V54H157ZM166 53H168V54H166ZM8 54V55H7ZM60 56H59V55ZM61 54H63V55H61ZM103 54H104V56H106V57H104L105 59H103ZM117 55V56H112V55ZM131 54V59H129L130 58V56H127L126 57V55H130ZM155 54H157V55H155ZM162 54V55H161ZM163 54H165V55H163ZM247 54H249V55H251V54H253V55H251L250 56V58H251V60H250V58L248 57L247 58ZM257 54L259 55L258 56V58H257ZM12 55V56H11ZM36 55V56H35ZM41 55V56H40ZM53 55V57H52V59H51V57L50 56H52ZM119 55V56H120ZM169 57H168V56ZM5 56V57H4ZM39 56V57H38ZM98 56V55H97ZM110 56H112V57H110ZM146 55H145V57H147ZM159 56H160V58H162V59H160L159 58ZM163 56V57H162ZM238 56H239V59H238ZM242 56H243V58H242ZM17 57V58H16ZM35 57H36V59H35ZM43 57V58H42ZM126 57V58H125ZM129 57V58H128ZM154 57V58H153ZM156 57H158V58H156ZM166 57V58H165ZM174 57V56H173ZM263 57V58H262ZM22 58V59H21ZM24 58V59H23ZM40 58H41V60H43V62L40 60ZM54 58V59H53ZM60 60H59V59ZM107 58V59H106ZM114 58H116L115 60H114ZM167 58H169L168 60V62H167ZM241 58V59H240ZM252 58L255 60H252ZM259 58H261L262 60H260ZM55 59H57V60H55ZM151 59V61H150V63H149V60ZM159 59V60H158ZM165 59V60H164ZM234 59V60H233ZM22 60V61H21ZM50 60V61H49ZM53 60V63H55V65H53V63L51 62ZM59 60V61H58ZM161 60V61H160ZM171 60H172V62H171ZM175 60V61H174ZM14 61H17V65H16V62L14 63ZM38 61H39V63H38ZM48 61V62H47ZM55 61V62H54ZM61 61V62H60ZM66 61V62H65ZM110 61V60H109ZM242 62V63H239V62ZM9 62V63H8ZM25 62H26V65H25ZM49 62H51V64L48 66V64H49ZM56 62L57 63H59L58 64V68H57V64H56ZM68 62V63H67ZM156 62V63H155ZM166 62V63H165ZM244 62V63H243ZM38 65H37V64ZM44 65V67H43V65ZM64 63H65V65H64ZM235 63H237V64H235ZM5 64V66L4 67H6V68H4V67H2L3 65ZM159 64V63H158ZM245 66H244V65ZM260 64V65H259ZM16 65V66H15ZM25 65V66H24ZM42 67H41V66ZM62 65V66H61ZM119 65H118V67H119ZM244 66V67H242V66ZM259 65V66H258ZM15 66V67H14ZM51 66H52V68L54 69V71H53V69H51ZM60 66V67H59ZM63 66H65V68H63ZM69 66V67H68ZM165 66V67H164ZM181 66H183V65H181ZM180 66V67H181ZM14 67V68H13ZM36 67V68H35ZM41 68V69H38V68ZM49 67V68H48ZM81 67V68H80ZM14 70H13V69ZM29 68V69H28ZM48 68V69H47ZM60 68H62V69H60ZM76 68V69H75ZM129 68V67H128ZM182 68L183 67H181V70H182ZM248 69V71H247V69ZM11 69V70H10ZM21 71H20V70ZM23 69V70H22ZM34 69V70H33ZM36 69H37V71H36ZM50 69V70H49ZM57 69V70H56ZM245 71H244V70ZM255 69V70H254ZM18 70V71H17ZM28 70H30V73H29V71ZM48 70H49V72L51 73H49V75H47L48 74ZM56 70V71H55ZM62 70V71H61ZM71 70V71H70ZM186 70V69H185ZM239 70H241V71H239ZM257 70H259V71H257ZM12 71H14V73L15 74H17V75H15V76H13L12 77V75L14 74V73H11ZM35 71H36V73H35ZM39 71V72H38ZM40 71L42 72V73H40ZM74 71V72H73ZM78 71V72H77ZM80 71V72H79ZM221 71V72H220ZM239 71V72H238ZM256 73H255V72ZM21 72V74H19ZM26 72V73H25ZM47 72V73H46ZM53 72V73H52ZM252 74H251V73ZM254 72V73H253ZM29 75H33V77L32 76H29ZM33 73V74H32ZM35 73V74H34ZM38 73L42 76V78L43 79H41V77H40V75H38ZM56 73V74H55ZM75 75H74V74ZM243 73V74H242ZM249 73L251 74V75H253L252 76V78H251V76L249 75ZM10 74H11V76H10ZM54 74V75H53ZM61 75V76H59V75ZM77 74V75H76ZM220 75V76H218L217 77V75ZM227 74V75H226ZM230 74V75H229ZM239 74V75H238ZM242 74V75H241ZM21 75V77H18V76H20ZM36 75V76H35ZM43 75H45V77H43ZM47 75V76H46ZM51 75H53L52 76V78H51V80L48 82V80L50 79V76ZM68 75H70V79H69V77H68ZM247 75L249 76V77H247ZM35 76V77H34ZM62 76L63 77H65L66 76V78L63 80V78H62ZM77 76V77H76ZM84 76V77H83ZM222 76L223 77H227L226 78V80L227 81H232V83H234V82H236L235 83V85H234V89H232V87H230L229 85H226L227 83L225 82V81H223L221 78H222ZM239 76V77H238ZM247 78H246V77ZM8 77V78H7ZM17 77L19 78V79H21V80H14V78H16L17 79ZM49 78V79H47V78ZM191 77H192V75H190V74H187L186 76H185V78L187 79V80H190L191 79ZM229 77H230V79H229ZM236 77H238V78H236ZM246 79H245V78ZM7 78V79H6ZM29 78H30V80H29ZM33 78L36 80L37 78V81H35V80H33ZM71 78H72V80H73V78L75 79V80H73L74 81V83L71 81ZM78 80H77V79ZM218 78V79H217ZM254 78V79H253ZM186 79H185V81H186ZM229 79V80H228ZM235 79V80H234ZM244 79V80H243ZM46 80V81H45ZM66 80H67V84H66ZM163 80H165V77H159L158 78V82H162ZM240 80V81H239ZM254 80V81H253ZM12 81V82H11ZM20 81H22L21 83H20ZM33 81V82H32ZM43 81H45V83L43 82ZM65 81V82H64ZM77 81H79V82H77ZM200 81H201V84H199L200 83ZM244 81L247 83H244ZM252 83H251V82ZM9 82H11V83H9ZM31 82V83H30ZM38 82H40L41 84H39ZM44 84H43V83ZM46 82H48L47 84L48 85H46ZM52 82V83H51ZM178 82V80L176 81V83ZM189 82V81H188ZM190 82V83H191ZM197 82V83H196ZM199 82V83H198ZM204 82H205V84H204ZM212 84H211V83ZM216 82H219V83H217V84H214V83H216ZM240 82V83H239ZM16 84V86H14V84ZM49 83H50V85H49ZM54 83H56V84H54ZM76 83V84H75ZM162 83H164V82H162ZM184 83V81H183V78H180V80H179V82L177 83V84H175V86H173L172 87V85L168 88V86L166 87V89L164 90V96L166 95L167 97H163L160 101H159V103L160 104H162L161 106L163 107V109L165 110L166 108V113H174V105H176V107H178L176 110H177V112H176V116L178 117V115L182 112V110H183V105H181L180 104V102L179 101H181L180 100V98L179 97H181V95H182V93L183 92H187L186 91V89L181 85V87H177L178 85L180 86V84H183ZM186 83V82H185ZM208 83V84H207ZM220 83H221V85H220ZM226 83V84H225ZM250 83H251V86H249L250 85ZM263 83V84H262ZM13 84V85H12ZM27 84V85H26ZM33 84H35V85H33ZM214 84V85H213ZM220 86H219V85ZM240 86H239V85ZM249 84V85H248ZM253 84V85H252ZM7 85H9V86H7ZM10 85H11V88H10ZM19 85V86H18ZM24 85L25 86H27L26 87V90H25V87H24ZM39 85V86H38ZM44 85H46L45 87H44ZM55 85H58V86H54ZM59 85H60V87H59ZM65 85V86H64ZM70 85V86H69ZM209 85H211L210 87H209ZM13 86V87H12ZM22 86V87H21ZM64 86V87H63ZM226 86V87H225ZM246 86H249V89L250 90H248L247 91V88L248 87H246ZM254 86V87H253ZM73 87H75V88H73ZM175 87H176V89L178 90V92L180 93V92H182L181 94H179V93H177V91L175 90ZM206 87H208V88H206ZM219 87V88H218ZM237 87H239V89H237ZM253 87V88H252ZM256 87V88H255ZM3 88V89H2ZM9 88V89H8ZM13 88H15L14 90H13ZM37 88H39V90L37 89ZM41 88V89H40ZM180 88V89H179ZM182 88V89H181ZM216 88H218V89H216ZM236 88V89H235ZM242 88H244V89H242ZM246 88V89H245ZM25 91H24V90ZM59 89V90H58ZM64 89V90H63ZM221 89V90H220ZM223 89V90H222ZM231 89V90H230ZM27 90H28V93H27ZM60 90H63L64 91V95H63V93L60 91ZM78 90H79V92H78ZM184 90V91H183ZM205 90H207L206 92H205ZM230 90V91H229ZM232 90H234L235 92V94L237 93L238 95H239V97L236 99L237 101H235L234 100V102H233V108H230V107H227L228 105H227V100H228V98H229V95L231 94V92H232ZM240 90V91H239ZM43 91H44V93L46 92V94H44L43 93ZM66 91V92H65ZM225 91V92H224ZM242 91V92H241ZM253 93V91L254 92H256V94H254L253 93V95H252V93ZM262 91V92H261ZM21 92V93H20ZM23 92V93H22ZM33 94H32V93ZM57 92V93H56ZM71 92V93H70ZM78 92V93H77ZM83 92V93H82ZM167 92H170L169 94L167 93ZM223 92V93H222ZM226 92H228V94L226 93ZM244 93L243 95H241V93ZM25 93V94H24ZM30 93H31V95H30ZM49 93H52V95L51 94H49ZM54 93V94H53ZM62 93V94H61ZM70 93V94H69ZM76 93V94H75ZM174 93H176V95H178L177 96V98L175 99L176 100V104H172V102L171 101H169L170 100V98L172 99L173 97H174V95L173 94ZM197 93V94H196ZM240 93V94H239ZM249 93V94H248ZM22 94V95H21ZM24 94V95H23ZM26 94H27V96H26ZM38 96H37V95ZM68 94L70 95V96H68ZM75 94V95H74ZM79 94H81V95H79ZM20 95V96H19ZM45 95V96H44ZM56 95V96H55ZM58 95V96H57ZM66 95V96H65ZM171 95V96H170ZM218 95V96H217ZM30 96V98H32V101H31V99H29L28 100V97ZM40 96V97H39ZM51 96H53V98L55 99H52L51 98ZM65 96V97H64ZM68 96V97H67ZM78 96V97H77ZM183 96V95H182ZM214 96V95H213ZM217 96V97H216ZM220 96V97H219ZM36 97V98H35ZM58 97H60V98H58ZM69 97H73V99H71V98H69ZM176 97V96H175ZM254 97V99H250V98H253ZM34 98H35V100H34ZM49 98V99H48ZM57 98H58V100H57ZM63 98H64V100H63ZM67 98V99H66ZM78 100L77 102H76V99ZM79 98V99H78ZM169 98V99H168ZM220 100H219V99ZM39 99V101H37ZM68 99H70V101L68 100ZM75 99V102L73 101ZM224 99V100H223ZM57 100V101H56ZM66 100V101H65ZM74 102H72V101ZM162 100H164V101H162ZM225 100H226V102H225ZM251 101V103H250V101ZM35 101H36V103H37V105H36V103H35ZM45 101V102H44ZM51 101V102H50ZM52 101H56V104H55V102H52ZM68 101V102H67ZM178 101V102H177ZM229 101V100H228ZM253 101V102H252ZM60 102H64V104H62V103H60ZM71 102V103H70ZM170 102V103H169ZM44 103V104H43ZM52 103H54V105L52 104ZM65 103H66V108H64L65 107ZM80 104H84V101H81V102H79ZM253 103H254V105H253ZM32 104H34L33 106H32ZM43 104V105H42ZM69 104H73L72 106L71 105H69ZM254 106V107H252V105ZM50 105H51V109H50ZM53 105V106H52ZM61 105H62V107H61ZM76 105V106H75ZM167 105V106H166ZM178 105V106H177ZM221 105V106H220ZM38 106V107H37ZM47 108H46V107ZM59 107V108H58ZM61 107V108H60ZM182 107V108H181ZM33 108V109H32ZM36 108V111L34 112V111H32V110H34ZM46 108V109H45ZM62 108H64L63 110H62ZM74 108H76V109H74ZM209 108V109H208ZM216 109H217V111H216ZM263 109V110H262ZM29 110H31V111H29ZM39 110H41L40 112H39ZM48 110V111H47ZM65 110V111H64ZM75 110V111H74ZM77 110H78V112H77ZM167 110H169V111H167ZM221 110V111H220ZM50 111V112H49ZM60 111H62V113H63V115H62V113L60 112ZM73 111V112H72ZM32 112V113H31ZM39 112V113H38ZM48 112V113H47ZM58 112V113H57ZM65 112V113H64ZM69 112H70V115H67V114H69ZM221 112V114L219 115V113ZM40 113L43 115H40ZM72 113V114H71ZM73 113H75V115L73 114ZM224 113H225V115H224ZM48 114V115H47ZM53 114V115H52ZM55 114H58V115H55ZM64 114H65V116H67V117H65L64 116ZM206 114V115H205ZM255 114V115H254ZM263 114V115H262ZM48 116V117H45V116ZM55 115V117H53ZM219 117H218V116ZM42 116V117H41ZM63 116V117H62ZM224 116V117H223ZM47 118V119H44V118ZM57 117V118H56ZM65 117V118H64ZM71 117H72V119H71ZM39 118L41 119V118H43V120L41 119L40 121H39ZM53 118V121L51 120ZM55 119H57L56 121H55ZM68 119H70V120H68ZM67 120V121H66ZM54 121H55V123H54ZM63 121H66V122H68L67 124H66V122H63ZM46 122H49V123H46ZM50 122H53V123H50ZM63 123V124H62ZM207 123V124H208ZM40 124V125H39ZM44 124V125H43ZM61 128V129H58V126ZM53 125L55 126V129H52L51 127H53ZM43 126H45L44 128H43ZM49 126V127H48ZM47 127V128H46ZM71 127V128H70ZM46 128V129H45ZM54 128V127H53ZM67 128H69L68 130H67ZM44 129L47 131H44ZM62 130V131H60V133L62 134V138H63V140H62V138H58V139H52V138H50L49 136H47L46 134L48 133V132H53V131H57V132H59L58 130ZM63 129H65V130H63ZM31 130H33V131H31ZM43 130V131H42ZM50 130V131H49ZM31 131V132H30ZM35 131H37V132H35ZM39 131V132H38ZM43 133H42V132ZM65 133V135L67 136H65L64 135V133ZM68 132H70V133H68ZM30 133V134H29ZM42 133V134H41ZM66 133H68V134H66ZM228 133V132H227ZM237 132H233V134H234V137H235V134H236ZM25 134V135H24ZM35 134V135H34ZM40 134V135H39ZM226 134V132L224 133V136H223V138L216 144V145H214L213 147L215 148L214 149V154H215V156H216V158L218 157V160L223 164V166H224V171H226V172H228V174H231V176L233 177V178H237V176H238V172H239V168H236V164L238 163L237 162V155H236V149H237V147H238V145H237V143L234 141V139H233V137H231V135H233L232 133H231V135L229 134L228 136L227 135H225ZM27 135H28V137H27ZM33 135V136H32ZM38 135V136H37ZM64 135V136H63ZM40 136V137H39ZM24 137H26V138H24ZM48 137V139H50V140H47L46 138ZM40 138V139H39ZM43 138H45V139H43ZM26 139V140H25ZM35 139V140H34ZM39 139V140H38ZM41 139H43V140H41ZM73 139V140H72ZM54 140H56V141H54ZM40 141H43V142H40ZM48 141H50V146L49 145H47V144H49L48 143ZM33 142V143H32ZM52 142H54V143H52ZM59 142V144L61 145V147H60V145L59 144H57V143ZM66 142V143H65ZM63 143H64V145H63ZM31 144H33V145H31ZM41 144L42 145H45V147L43 146H41ZM57 144V145H56ZM72 144V145H71ZM66 145V146H65ZM168 145V146H167ZM37 146V147H36ZM49 146V147H48ZM53 147V146H55L56 147V150L57 149H60L62 152L64 151L65 153L66 152H68V153H70V154H73V155H71V156H73L72 158L74 159L73 160V164L72 165H74V168L76 167L77 169H76V173H74V176L76 177V178H78L79 180H78V182H76L75 183V187H74V190H73V192L72 193H69V194H67L69 191H67L66 189H67V187H66V185L64 184V183H66L67 184V182L66 181H62V179H61V183H60V181H59V179H58V181H57V178H59L61 175L59 174L60 173V171H59V167H58V164L60 163V160L59 159H57L56 158V154H55V149H53V148H55V147H53V148H51L50 149V147ZM59 147V148H58ZM86 147V146H85ZM173 147V145H170L169 143H165V145L163 146V148H164V150H166L168 153H170L171 151H172V148ZM71 148V149H70ZM87 148V147H86ZM99 148V149H98ZM66 149H68V150H66ZM88 149V148H87ZM70 150V151H69ZM72 150H74V151H72ZM102 152H101V151ZM72 151V152H71ZM97 151H98V153H97ZM104 151V152H103ZM49 152V153H48ZM111 152V153H110ZM101 153V154H100ZM118 153V154H117ZM49 156H48V155ZM107 154V155H106ZM109 154V155H108ZM93 155V156H92ZM95 155V156H94ZM126 155V156H125ZM147 155V164L148 163H150L149 165H150V167H152V165H153V161H154V158H155V156H154V154L153 153H151V154H146ZM151 155H153V157L151 156ZM53 156L59 161H57L55 158H53ZM96 156H97V158H96ZM113 156H115V157H113ZM121 158H120V157ZM152 157V159H150L151 157ZM95 157V158H94ZM50 158H52V159H50ZM76 158V159H75ZM93 158H94V160H93ZM148 158H149V160H148ZM49 159V160H48ZM81 159V160H80ZM91 159V160H90ZM53 160H55V161H53ZM83 160V161H82ZM109 160V161H108ZM110 160H112V162L110 161ZM118 162H117V161ZM57 161V162H56ZM91 161V162H90ZM115 161V162H114ZM56 162V163H55ZM80 162H81V164H80ZM88 163V164H87ZM118 163V164H117ZM121 163V164H120ZM123 163V164H122ZM53 164H55V165H53ZM56 164H57V166H56ZM93 165V166H92ZM86 166V167H85ZM90 166H91V170H90ZM57 167V168H56ZM85 167V168H84ZM78 168H79V170H78ZM113 168V169H112ZM55 169L53 170L52 169V172H54L55 171ZM81 169H82V171H81ZM88 170H89V172H88ZM106 170V171H105ZM109 172V174H108V172ZM79 172V173H78ZM82 172V173H81ZM85 172L86 173H88V174H85ZM146 172L148 173V171L146 170ZM90 173V174H89ZM112 173V174H111ZM57 176H59V177H57ZM103 178H102V177ZM111 176V177H110ZM85 177V178H84ZM92 177V178H91ZM244 178L246 177L245 175L243 176ZM101 178H102V180H101ZM56 179V180H55ZM108 180V183H107V180ZM105 180V181H104ZM243 180V181H242ZM53 181V182H52ZM97 183H96V182ZM101 181H103V182H101ZM64 182V183H63ZM100 182V183H99ZM239 182H244V179H239ZM54 183H57L56 184V186L54 185ZM60 183V184H59ZM52 184V185H51ZM63 184V185H62ZM84 184V185H83ZM89 184V185H88ZM54 185V186H53ZM61 185H62V187H61ZM88 185V186H87ZM188 186H189V183L187 184ZM59 186V187H58ZM93 186V187H92ZM54 187H55V189H54ZM87 187H90V188H87ZM92 187V188H91ZM61 188H62V190H61ZM176 192V193H175ZM181 192V193H180ZM205 191H203V190H200V193L201 194H203ZM105 193V194H104ZM183 191L182 190H177V191H174L173 193H172V200H173V203L176 205L177 203H178V205H179V203L180 204H183V200H184V197L182 196L183 194ZM66 194V195H65ZM174 194V195H173ZM64 195V196H63ZM71 196V198H70V196ZM72 195H73V197H72ZM66 196V197H65ZM64 197V198H63ZM89 198V199H88ZM68 199V200H67ZM74 199H77V200H74ZM93 199V200H92ZM177 199V200H176ZM62 200V201H63ZM71 200V201H70ZM72 200H74L75 201V203H74V201H72ZM176 200V201H175ZM78 201V202H77ZM182 203H181V202ZM87 202V203H86ZM66 203V204H67ZM72 207V206H71ZM81 208V209H80ZM96 209V210H95ZM186 210V209H185ZM183 211V212H185L184 213V217L185 218H187V219H189V218H193L194 217V215H195V211L193 210V209H190V210H192V211H190V210H186V211ZM189 211V212H188ZM81 212H82V214H81ZM92 212V213H91ZM188 212V213H187ZM191 212V213H190ZM97 213V214H96ZM194 213V214H193ZM81 215V216H80ZM189 215V216H188ZM85 216V217H84ZM81 220H83V221H81ZM106 223V222H105ZM115 225L114 226H111V225H99L98 224V226L96 225L95 227H94V225H93V229H94V237H95V241H96V244H98V245H96L97 246V248L98 249H100V251L101 252H103L104 251V253L105 254H107V257H105V258H110V260H111V264H116V260H117V258L121 255V252L119 253V248L121 249V247H119V245H125V247L127 246V248L128 249H133V252H135L134 250L136 249L135 248V246H136V240L133 238V235L131 234V230L128 228V227H126V225H124L123 227L120 225V223L119 222H116V223H114ZM115 226H116V228H115ZM106 227V228H105ZM83 228V229H82ZM125 228H127V229H125ZM85 229V230H84ZM108 229V230H107ZM114 229V230H113ZM120 229V230H119ZM117 232H116V231ZM84 231V232H83ZM106 231H108V232H106ZM122 231H123V233H122ZM127 231V232H126ZM112 235V237H111V235ZM106 234H108V235H106ZM98 235V236H97ZM115 235V236H114ZM115 237V238H114ZM117 238V239H116ZM128 238V239H127ZM103 239V240H102ZM134 241H133V240ZM56 240V239H55ZM55 240L53 239L52 240V242H51V244H50V246H53L54 244H55ZM113 240V241H112ZM123 240V241H122ZM120 241H122V242H120ZM102 242V243H101ZM113 242V243H112ZM118 242V243H117ZM128 242V243H127ZM111 243V244H110ZM127 243V244H126ZM132 243V244H131ZM129 245V246H128ZM133 246V247H132ZM105 247V248H104ZM109 247V248H108ZM103 251H102V250ZM105 250H106V252H105ZM117 251V252H116ZM51 253V252H50ZM118 253V254H117ZM51 254H53V255H51L52 257L51 258H54L55 257V255H54V253L52 252ZM117 256V257H116ZM116 257V258H115ZM61 256H60V258H59V260H58V262L60 263L61 262ZM109 261V260H108ZM130 263H126V264H138V263H136L137 261H136V259H135V255L134 256H132V258H131V261H129ZM99 264H103V263H105V264H109V263H107V260L106 259H104V258H100V260H99V262H98ZM63 264H65V262L63 263Z\"/></svg>",
    "mask_w": 264,
    "mask_h": 264
}]
</instances>
